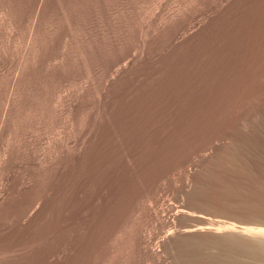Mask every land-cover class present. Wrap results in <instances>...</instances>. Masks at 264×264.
<instances>
[{"label": "rangeland", "instance_id": "obj_1", "mask_svg": "<svg viewBox=\"0 0 264 264\" xmlns=\"http://www.w3.org/2000/svg\"><path fill=\"white\" fill-rule=\"evenodd\" d=\"M240 226L264 0H0V264H205Z\"/></svg>", "mask_w": 264, "mask_h": 264}, {"label": "bare ground", "instance_id": "obj_2", "mask_svg": "<svg viewBox=\"0 0 264 264\" xmlns=\"http://www.w3.org/2000/svg\"><path fill=\"white\" fill-rule=\"evenodd\" d=\"M234 165H235V163H234ZM222 226H224L225 228H228V229H233L234 224L232 225L231 223H228V224H225ZM239 231L242 234L248 235L249 238L253 237L252 239L256 240L255 241L256 243L254 245H251V247H249L248 249L245 246L243 248V250H241L240 252L239 251L238 252H230V253H235L232 256H229L228 255L229 253H227V252H224L225 254L222 255L221 257L216 256V255L210 256L207 258L205 264H264V228L262 229V228H256V227L240 226ZM255 232H259V235L255 234ZM243 237H245V239H246V236H243ZM236 244H238V243H236ZM251 244H252V242H251ZM258 261H260V263H258Z\"/></svg>", "mask_w": 264, "mask_h": 264}]
</instances>
